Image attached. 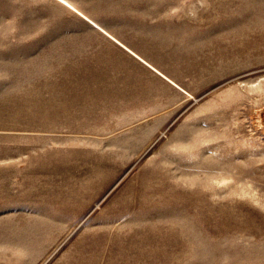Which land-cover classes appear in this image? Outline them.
I'll return each instance as SVG.
<instances>
[{"label": "rangeland", "instance_id": "rangeland-1", "mask_svg": "<svg viewBox=\"0 0 264 264\" xmlns=\"http://www.w3.org/2000/svg\"><path fill=\"white\" fill-rule=\"evenodd\" d=\"M66 1L0 0V264H264V0Z\"/></svg>", "mask_w": 264, "mask_h": 264}, {"label": "bare ground", "instance_id": "bare-ground-1", "mask_svg": "<svg viewBox=\"0 0 264 264\" xmlns=\"http://www.w3.org/2000/svg\"><path fill=\"white\" fill-rule=\"evenodd\" d=\"M60 2H61V0H59ZM63 3H65V4H67L68 6L70 5L69 4V2L68 1H66V0H63ZM71 6V5H70ZM80 14H82L84 17H86V18H88L86 15H84L82 12H80V11H78ZM93 24H95V22L93 21V20H90ZM96 25V24H95ZM97 27H100L99 25H96ZM102 31H104V30H102ZM126 48V47H125ZM127 49V48H126ZM129 50V49H128ZM132 52V51H131ZM147 63V62H146ZM148 64V63H147ZM153 68V67H152ZM154 69V68H153ZM156 72H158L157 70H156ZM160 75H161V73H160ZM163 76V75H162ZM168 81H169V79H168ZM170 82H171V80H170ZM173 84V83H172ZM175 85H177V84H175ZM178 87V86H177ZM180 87V86H179ZM182 87V86H181ZM188 92V91H187Z\"/></svg>", "mask_w": 264, "mask_h": 264}, {"label": "crops", "instance_id": "crops-1", "mask_svg": "<svg viewBox=\"0 0 264 264\" xmlns=\"http://www.w3.org/2000/svg\"><path fill=\"white\" fill-rule=\"evenodd\" d=\"M125 47V46H124ZM128 50V49H127ZM128 52H130L131 54H133L132 52H131V50L129 49L128 50ZM144 64H146L145 62H144ZM151 68H152V66H151ZM153 69V68H152Z\"/></svg>", "mask_w": 264, "mask_h": 264}, {"label": "snow or ice", "instance_id": "snow-or-ice-1", "mask_svg": "<svg viewBox=\"0 0 264 264\" xmlns=\"http://www.w3.org/2000/svg\"><path fill=\"white\" fill-rule=\"evenodd\" d=\"M61 2H63V0H61Z\"/></svg>", "mask_w": 264, "mask_h": 264}]
</instances>
